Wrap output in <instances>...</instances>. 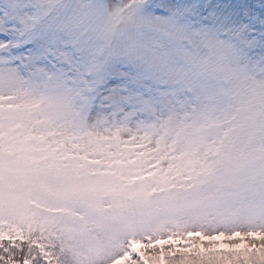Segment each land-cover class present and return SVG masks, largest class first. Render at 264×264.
I'll list each match as a JSON object with an SVG mask.
<instances>
[{
    "label": "snow or ice",
    "instance_id": "obj_1",
    "mask_svg": "<svg viewBox=\"0 0 264 264\" xmlns=\"http://www.w3.org/2000/svg\"><path fill=\"white\" fill-rule=\"evenodd\" d=\"M0 264H264V0H0Z\"/></svg>",
    "mask_w": 264,
    "mask_h": 264
},
{
    "label": "rangeland",
    "instance_id": "obj_2",
    "mask_svg": "<svg viewBox=\"0 0 264 264\" xmlns=\"http://www.w3.org/2000/svg\"><path fill=\"white\" fill-rule=\"evenodd\" d=\"M181 243H183V242H181Z\"/></svg>",
    "mask_w": 264,
    "mask_h": 264
}]
</instances>
